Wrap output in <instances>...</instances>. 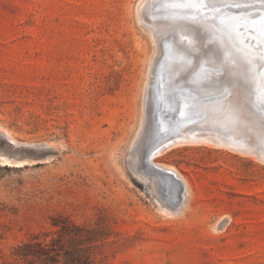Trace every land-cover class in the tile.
<instances>
[{"label": "rangeland", "instance_id": "1", "mask_svg": "<svg viewBox=\"0 0 264 264\" xmlns=\"http://www.w3.org/2000/svg\"><path fill=\"white\" fill-rule=\"evenodd\" d=\"M142 1L0 0V129L9 134L0 133V264H264V154L254 137L242 142L249 152L183 137L156 148L148 105L167 83L172 106L176 92L200 96L183 122L198 127L177 133L230 129L219 111L228 101L203 91L247 93L249 71L184 8L195 0ZM242 1L197 4L228 13ZM192 33L202 40L193 53ZM143 160L182 175L183 209L173 179L141 176Z\"/></svg>", "mask_w": 264, "mask_h": 264}, {"label": "bare ground", "instance_id": "2", "mask_svg": "<svg viewBox=\"0 0 264 264\" xmlns=\"http://www.w3.org/2000/svg\"><path fill=\"white\" fill-rule=\"evenodd\" d=\"M148 2H149V0H143L141 7L145 8L146 7L145 5ZM256 2H259V3L257 4ZM241 3H245L246 5L240 6V7H238V9L235 7H230V8H228V10H229L228 13H226L224 9H219L218 6L217 7H212V6L211 7L210 6L205 7L206 5H208L206 2L203 3V6H199V4H197V3L196 4L193 3V5H194L195 9L199 8V14H200L201 20H204V22H208V23H211L213 25L212 34L220 42L221 46L225 47L223 49V54L225 55V58L228 59L229 61L235 62L238 70L249 71L250 77L254 78L256 89L259 90V94H262V96H264V81L260 82L257 78V75L260 72H261V74H263V77H264V0H245V1L243 0ZM167 6H169V5H167ZM170 6H172V5H170ZM252 8H254L255 10H250ZM256 8H260V9H256ZM241 9H243L244 11L242 12ZM167 13H169V12H167ZM214 16H217V18L220 20V22H222L224 24V28H221L219 25H217L216 21H214L215 19H212ZM199 24H201V23L199 22ZM156 25H157V23H156ZM148 31L151 32V30H148ZM155 31L156 30L154 28V32ZM179 33L180 32H178L177 36L179 35ZM187 36L190 37L189 39L193 40V42H194V46L191 48V53L202 50V40H199L198 38H196V36L193 33L191 35H187ZM179 37H180V35H179ZM179 37H178V39H179ZM184 37H185V35L181 34V38L183 39ZM169 38H170V36H169ZM201 38H203V37H200V39ZM211 39H213V38L211 37ZM155 41L159 42V46H158L159 49L161 51H164L165 49L163 47V43H164L163 40H155ZM168 41H171V40H168ZM178 43L179 44L184 43L183 45L184 46L186 45V42H182L181 40ZM160 45L163 48L160 47ZM167 45H169V44H167ZM175 46L176 45H174V47ZM212 48L216 49L217 47L213 46ZM176 51H178V50H176ZM173 52H174V50H173ZM183 52H185V51H183ZM197 55H199V54H197ZM193 57L196 58L195 55ZM219 60H220V58H219ZM215 63H216V61H215ZM162 84H163V81H162ZM168 87L169 86L167 83H164L163 85L158 87V91H157L158 100H157V102H155L156 104H152V102H150L151 96L149 94V103H150V104L148 103L149 109L151 112H154L156 114V120H157V122H155V134L154 135L159 136L161 138L158 142L159 145H157L156 148H159L162 146L164 147L165 144L169 141L172 142L171 144H172L173 148H175V147L178 148V146H181V144L183 142L182 140H184V139H189L188 142L191 141L190 139H193L200 145H201V143H199V141H206V139H212V140L216 139L217 141H222L223 143H227L223 140L222 137H220L218 130H217L218 126H213L215 128L214 130L216 131L213 134H211L210 132L201 133L200 131H193V132L191 131L188 133V135H186V134L182 135V133H180V132L177 133L176 130L180 126H184L183 127L184 131L189 130V128H188L189 126H185L186 124L184 125L183 122L190 119L189 118V117H191L190 101L194 100L195 98L194 97L190 98V96L186 92H182V91L176 92L173 94L172 100L174 101V103L172 106L167 99V97L169 96V92H171V89ZM188 105H190V106H188ZM227 105L228 104L225 103L223 105V107L219 109V111L223 117L222 123L230 128V129L226 128L227 130L234 131L233 134H231V136H234V134L236 133V130L233 129V126H232L230 121L235 120V121L240 122V121L246 120L247 114H245L244 112L241 113L242 109L239 111L237 110L238 111L237 114H236V111H233L232 109H231L232 112L227 111ZM165 115H168L169 118L166 119ZM182 117L185 120H182ZM158 125L162 128L164 127V129H163V130H165L164 133H160V131H158V129H157ZM221 127H224V126H221ZM0 131H1V129H0ZM0 133H2V135H4L5 137L9 138V134H7L6 132L1 131ZM147 137H148V135L147 136L145 135V138H147ZM182 137H183V139H182ZM179 138H181L182 140H179ZM203 143H205V142H203ZM227 144L232 145L233 147L235 146L236 148L239 147L244 152L251 151L248 144L243 145L242 143H239L238 141H234L232 143H227ZM151 146L153 147L152 144H149V148H151ZM166 151L167 150L165 148H163L162 152L165 153ZM162 152L159 156H161L163 154ZM252 154H254V153H252ZM145 156H146V153L144 152L143 158H145ZM132 162H133V159H132ZM142 163H143L144 173L141 176L144 179H148V175L163 178L165 182H168V181L172 182V179H173V181L175 182V183L172 182L174 187L171 190L172 195L175 196V198L173 199V202L176 205H181L180 208L183 209L186 206L187 200L190 196V189H189L188 183L182 177V175H180L179 172L177 173L174 170V168L159 165V164L155 163L154 161L152 162L153 165H150L145 160H143ZM160 181H161V179H160ZM165 187L166 186L164 183V188Z\"/></svg>", "mask_w": 264, "mask_h": 264}, {"label": "water", "instance_id": "3", "mask_svg": "<svg viewBox=\"0 0 264 264\" xmlns=\"http://www.w3.org/2000/svg\"><path fill=\"white\" fill-rule=\"evenodd\" d=\"M193 3L194 2H187L184 8L192 12L194 15L200 17L199 8L195 9ZM212 19H215L217 25H219L221 28H224V24L220 22L217 16H214ZM257 78L260 82L264 81V77L261 72L258 73ZM250 79L252 86L247 93L239 90L237 87L225 88L221 92H203L206 94L208 101L210 100L214 102L218 99L228 101L227 111L232 112L233 110L236 111L237 114L238 111L242 109L241 113L244 112L245 114H247V120H243L240 122H234L232 120L230 121L233 129L236 130L234 136H231L234 131H229L221 126L217 127L218 133L220 137H222L223 140L227 143H232L234 141H238L239 143L250 142L251 137H249V135L253 136L255 142L252 145V150L255 152L256 156L262 157V155L264 154V96H262V94H259V90L256 89L254 78L250 77ZM195 81H197V79H195ZM204 87H206V84H204ZM187 93H190L191 96L195 99H198V97H200L197 93ZM209 107L213 106H208L206 108L207 111ZM197 123L198 121H196V119H193L192 122L187 123L185 126L198 127L196 125ZM241 135L245 137L241 138ZM234 148L236 147L234 146ZM240 152L244 151L241 149Z\"/></svg>", "mask_w": 264, "mask_h": 264}, {"label": "snow or ice", "instance_id": "4", "mask_svg": "<svg viewBox=\"0 0 264 264\" xmlns=\"http://www.w3.org/2000/svg\"><path fill=\"white\" fill-rule=\"evenodd\" d=\"M195 2L199 3V2H202V0H195ZM209 6H211V5H209Z\"/></svg>", "mask_w": 264, "mask_h": 264}]
</instances>
